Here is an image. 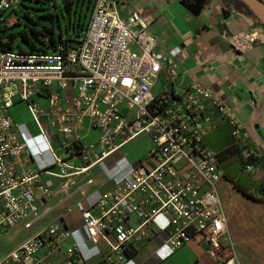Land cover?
<instances>
[{"label":"built area","instance_id":"1","mask_svg":"<svg viewBox=\"0 0 264 264\" xmlns=\"http://www.w3.org/2000/svg\"><path fill=\"white\" fill-rule=\"evenodd\" d=\"M14 3L0 0V11ZM113 3L90 0L82 36L64 49L0 50V238L14 229L36 227L0 255V264H89L74 244H62L67 233L61 220L44 222L54 206L50 198L59 194L55 205L66 199L77 176L139 135L151 141L147 154L153 165L137 164L91 207L78 205L87 239L103 244L92 264H122L138 231L157 224L158 217L163 218L158 227L170 229L163 239L170 250L194 241L213 258L221 252L227 228L216 183L222 170L218 154L203 139L214 121L203 113L202 100L231 125L244 169L250 170L247 162L256 153L232 112L205 87L177 84L174 55L157 52L144 19L136 11L120 16ZM4 20L10 25L14 18ZM262 28L258 23L229 40L238 49L248 48ZM15 97L24 103L52 167L16 169L31 154L10 116ZM83 117L98 133L87 146L73 135ZM49 129L64 154L54 150ZM43 174L59 179L55 188L45 184ZM90 182L87 177L75 191ZM130 215L136 225L129 224ZM226 247L228 260L238 264L233 242L228 239Z\"/></svg>","mask_w":264,"mask_h":264},{"label":"crops","instance_id":"2","mask_svg":"<svg viewBox=\"0 0 264 264\" xmlns=\"http://www.w3.org/2000/svg\"><path fill=\"white\" fill-rule=\"evenodd\" d=\"M113 5L122 17L136 11L144 19L157 52L174 55L177 84L197 83L205 87L232 112L246 142L256 153L250 170L244 169L239 147L231 135V125L208 101L202 100L203 113L214 121L203 139L205 145L218 154L222 170L216 183L227 228L221 252L218 258H213L194 241L170 250L163 243L170 229H160L158 223L163 218L158 217L157 224L150 223L138 231V239L122 264H235L234 259L228 260V239L233 242L238 264H264V27L250 47L238 49L229 36L251 32L258 26V21L232 8L224 14L219 0H114ZM160 82L164 83L162 79ZM24 111V103L14 98L10 116L18 124L19 138L28 144L31 154L29 162L17 163L16 169L50 168V155L31 119H22L21 112ZM48 133L54 150L64 154L50 129ZM73 135L78 136L81 145L87 146L96 140L98 133L83 117L74 125ZM133 143L136 146H132ZM150 145L148 136L139 135L94 163L86 174L77 176L76 183L68 188L70 195L66 199L55 205L59 194L54 193L50 198L49 203L54 206L47 221L61 220L67 233L62 244H74L85 262L94 263L103 244H93L87 239L78 205L91 207L117 180L128 178L137 164L153 165L147 154ZM38 149L42 151L39 156L35 154ZM133 149H139V152L133 153ZM87 177L91 182L85 184L82 191H75V185L83 184ZM42 179L51 188L59 181L46 174ZM128 222L136 225V218L130 215ZM11 232L5 236L9 237ZM14 247L12 245L10 249Z\"/></svg>","mask_w":264,"mask_h":264},{"label":"trees","instance_id":"3","mask_svg":"<svg viewBox=\"0 0 264 264\" xmlns=\"http://www.w3.org/2000/svg\"><path fill=\"white\" fill-rule=\"evenodd\" d=\"M34 1H37L38 3L45 2V0H34ZM219 1L221 3V7H222L224 14H227L229 12V8H232L234 10L246 13L257 20V18L252 14V12L247 8V6L241 0H219ZM83 2L84 0H81L79 4L76 3V5L72 7L71 0L64 1V3H62L61 6L57 5L54 1V3L52 4L53 11L39 13V16H41L42 18L48 19L50 22L48 26L42 25L40 29H35L27 25L28 22L33 21L32 16L29 14V11L27 10L28 8L27 6L20 5V14L16 15L15 18L13 17L14 21L10 25L5 24L4 18L0 21V50L15 49L21 52L47 51L44 48L35 46L28 38L27 36L28 32L42 43H44V39L45 37H47L48 46L51 47V51L56 48L64 49L71 42L76 41L78 38H80L81 37L80 32L84 30V27H85V24L88 18L87 15L89 14L90 0H86L84 9L81 11ZM79 6H80V9L77 11L76 8ZM57 8H58V11H56ZM33 9H43V6L40 5L39 7L33 8ZM7 15L11 16L10 12H8ZM60 16L66 18V23L64 25V30H63L64 33L69 28L76 29L73 36L63 35V32L60 27V20H59ZM21 17H23L24 19V22L22 24L24 27H26L25 29H23L20 32H12V33L3 32L5 29H8L9 27L20 24ZM258 23L261 24L259 21ZM16 35H19L20 39L27 43L28 49H25L19 46V43H17L16 48L14 47V37ZM239 154H240V150H239ZM255 160L249 159L247 163H253L255 162ZM244 163L245 162L243 161V165Z\"/></svg>","mask_w":264,"mask_h":264},{"label":"rangeland","instance_id":"4","mask_svg":"<svg viewBox=\"0 0 264 264\" xmlns=\"http://www.w3.org/2000/svg\"><path fill=\"white\" fill-rule=\"evenodd\" d=\"M54 1L57 5L61 6V4L64 3V1H69V0H45L44 3H38L37 1H34V0H14L15 3L10 8H8L5 11L0 12V21L8 14V12H10L11 16L15 18L16 15L20 14V5H24V6L28 7L27 10L29 11V14L32 16V20H33L32 22H28L27 25H29L35 29H40V27L42 25L48 26L50 22L48 19H45V18H42L41 16H39V13H45V12L53 11L52 4L54 3ZM71 1H72V7H74L76 5V3L79 4V2L81 0H71ZM85 3H86V0H84V2H83V5L81 7V11L84 9ZM40 5L43 6V9H33V8L39 7ZM12 8H13V10H12ZM76 9L78 11L80 9V6L77 7ZM89 10H90V6H89ZM56 11H58V8L56 9ZM87 17H88V15H87ZM59 20H60V27H61V30L63 32V35L64 36L65 35L73 36L76 29H73V28L70 29L69 28L64 33L63 30H64V25L66 23V18L60 16ZM20 21H21L20 24L9 27L8 29H5L3 32L4 33H12V32L22 31L23 29L26 28L22 24L24 22L23 17L20 18ZM82 34H83V31L80 32L81 36H82ZM27 36L35 46L44 48L45 50H47V52H51V47L48 46V38L47 37H45L44 43H42L37 38L32 36L29 32L27 33ZM17 43H19V46H21L25 49H28L27 43L24 42L23 40H21L19 35H16L14 37V47L15 48L17 47ZM24 107H25V105H24ZM25 109H26V107H25ZM21 117L23 120L30 119V116L27 113V111L21 112ZM131 145L136 146V144H134V143ZM125 149H126V147H125ZM132 152L133 153L139 152V149L138 150L133 149ZM44 222H47V217L45 218ZM41 224H43V223H41ZM34 228H36V227H33L31 229L18 228V230H16L15 232H11L9 234L10 235L9 237H11V238H9L8 236H3L2 238H0V255L4 254L5 251L10 249L12 245L16 246L17 244L22 242L24 240V238L29 236L28 234H31L33 232Z\"/></svg>","mask_w":264,"mask_h":264},{"label":"water","instance_id":"5","mask_svg":"<svg viewBox=\"0 0 264 264\" xmlns=\"http://www.w3.org/2000/svg\"><path fill=\"white\" fill-rule=\"evenodd\" d=\"M264 27V2L261 0H241Z\"/></svg>","mask_w":264,"mask_h":264}]
</instances>
